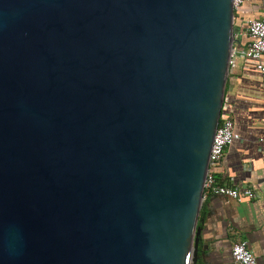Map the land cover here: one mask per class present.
<instances>
[{"label":"water","instance_id":"95a60500","mask_svg":"<svg viewBox=\"0 0 264 264\" xmlns=\"http://www.w3.org/2000/svg\"><path fill=\"white\" fill-rule=\"evenodd\" d=\"M232 0H0V264H196Z\"/></svg>","mask_w":264,"mask_h":264},{"label":"crops","instance_id":"0c3cea01","mask_svg":"<svg viewBox=\"0 0 264 264\" xmlns=\"http://www.w3.org/2000/svg\"><path fill=\"white\" fill-rule=\"evenodd\" d=\"M234 17L237 44L245 46V21L264 19V2H245ZM222 112L233 120L240 138L225 148L216 181L251 189L256 196L203 198L196 264H233L231 247L238 240L247 242L256 264H264V72L256 68L255 60L237 57L230 65Z\"/></svg>","mask_w":264,"mask_h":264},{"label":"built area","instance_id":"2783aa9c","mask_svg":"<svg viewBox=\"0 0 264 264\" xmlns=\"http://www.w3.org/2000/svg\"><path fill=\"white\" fill-rule=\"evenodd\" d=\"M252 1L253 0H232L234 11L245 2ZM262 1L264 2V0ZM245 26L247 43L245 46H239L237 44L238 36L234 32L229 65H231L237 57L250 58L256 61V68L264 72V19H247L245 21ZM239 138L240 136L235 131L233 120L222 112L210 150L209 164L203 185V198L207 194L221 195L235 200H241L243 196L247 198L256 196V193L251 189H239L231 185L220 184L215 178L225 148ZM231 258L233 264H256V257L248 248L245 240H238L232 245Z\"/></svg>","mask_w":264,"mask_h":264},{"label":"trees","instance_id":"16d2710c","mask_svg":"<svg viewBox=\"0 0 264 264\" xmlns=\"http://www.w3.org/2000/svg\"><path fill=\"white\" fill-rule=\"evenodd\" d=\"M241 6H242V5H241ZM241 6H240V7H241ZM234 29H235V27H234Z\"/></svg>","mask_w":264,"mask_h":264}]
</instances>
